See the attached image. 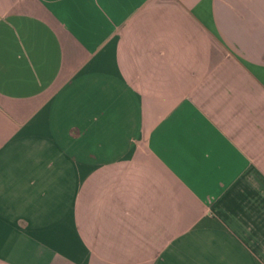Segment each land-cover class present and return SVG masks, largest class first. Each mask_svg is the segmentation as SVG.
I'll return each mask as SVG.
<instances>
[{"label": "crops", "instance_id": "0c3cea01", "mask_svg": "<svg viewBox=\"0 0 264 264\" xmlns=\"http://www.w3.org/2000/svg\"><path fill=\"white\" fill-rule=\"evenodd\" d=\"M0 264H264V0H0Z\"/></svg>", "mask_w": 264, "mask_h": 264}]
</instances>
